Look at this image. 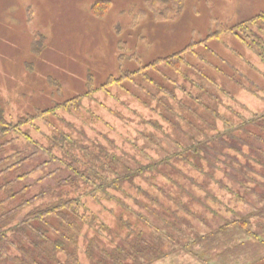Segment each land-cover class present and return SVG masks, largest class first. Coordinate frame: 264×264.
<instances>
[{
    "label": "rangeland",
    "instance_id": "374dc122",
    "mask_svg": "<svg viewBox=\"0 0 264 264\" xmlns=\"http://www.w3.org/2000/svg\"><path fill=\"white\" fill-rule=\"evenodd\" d=\"M262 11L264 0H0V101L12 112L37 104L51 109L24 125L21 134L6 135L10 143L2 155L12 156L9 163L28 156L8 175L28 174L12 189H28L11 201L0 191L6 201L0 212L40 191L19 217L60 197L82 195L106 230L118 235L81 224L79 264H176L182 256L190 264H264V190L253 181L251 191L226 190L220 181L234 169L223 172L220 158L211 165L187 153L191 143L224 131L227 119L237 123L239 116L264 114V61L233 28ZM250 29L256 31L257 24L250 22L245 31ZM178 51L181 60H161ZM134 54L155 65L143 67L135 82L88 90L89 74L99 84L117 75L121 62L135 65ZM76 94L82 95L77 107L65 103ZM61 133L68 137L62 149L58 141L52 145ZM71 138L94 153L92 163L111 161L102 172L106 178L169 159L164 173L140 171L134 180L180 220L164 221L114 188L107 196L87 194L91 184L73 175L62 153ZM181 152L184 160L177 157ZM195 161L209 173L198 175ZM69 175L76 180L67 182ZM123 201L135 211L124 216L143 233H131L129 243L124 242L129 229L118 220ZM242 217L247 226L239 222ZM95 236L98 242H92Z\"/></svg>",
    "mask_w": 264,
    "mask_h": 264
},
{
    "label": "trees",
    "instance_id": "16d2710c",
    "mask_svg": "<svg viewBox=\"0 0 264 264\" xmlns=\"http://www.w3.org/2000/svg\"><path fill=\"white\" fill-rule=\"evenodd\" d=\"M250 22L257 24V30L253 31V29H250L249 33V31L247 32L245 30L246 27L250 25ZM233 28H238L242 31V33L239 32L241 37L244 40L246 38V42L256 49L264 61V11L249 22L244 21L242 24H236ZM244 32H247L246 35ZM247 36H249L251 40H248L249 37ZM181 51L166 56L164 57L165 59L161 60L166 63H168L167 61L169 58L181 60ZM132 57L133 64L135 65H128L126 62H121L119 73L114 76L113 74H108V77L99 84H95L94 75L92 80V75L89 74V79L86 83L88 90L92 91V86L93 90L96 89V87L104 88L114 82L119 84L127 81L135 82L138 76H141L143 67L153 66L156 62L149 59L143 60L141 54H134ZM167 92L169 94V90H167ZM81 96V94H76L66 99L65 103H73L72 105L77 107L78 99ZM44 105L37 104L33 107V110L21 111L19 113L10 111L9 103L0 101V179H2L0 191H4L10 201L14 199L19 192L28 189L27 186L22 187L19 191H13L12 189L14 186L13 184H16L21 178L26 177L28 174H20L16 177H12V179H8L9 173L13 169L21 167L28 156L26 155L21 160L14 163H9V159H11L12 156L7 155L3 157L2 155L5 152L6 145L10 143L8 139H5L6 135L11 132L21 134V129L24 125H29L35 119L44 116L45 113L51 110L50 107H43ZM226 122L228 123V127L224 131L212 133L203 141H198L197 144L194 142L191 143V146L187 149V153H191L190 158L194 160L199 159V156H204L201 157V159L207 160L208 162L210 161L211 165L214 163L211 160L214 159L218 161V158H220V162L224 165L226 164V167L221 163L217 164V166H223V172L234 169V174L230 172L227 181L223 179L220 181L221 187L226 190L238 192L242 190L238 188H243L251 191L254 188L250 185L249 181H253L260 189L264 190V114L254 115L250 118L239 116V121L237 123L231 122L228 119ZM56 135L57 134H55V136ZM26 136L30 139L28 135ZM67 138L66 134L61 133L60 137L52 139V145H55L56 143L54 142L58 141L61 145L60 149H62V144ZM69 140L70 147L68 149L66 148V150L63 149L64 151H62V153L64 154L63 156L67 158L68 167L71 169L73 175L91 184V192L89 191L87 194L104 193L107 196L108 192L114 188L122 193H126L128 198L135 199L138 205L140 204L164 221H171V223H174L180 220V217L173 208L160 204L148 188L140 184L138 185L134 180L140 171L145 173L153 169L155 172L161 171L164 173L165 166L171 165L169 159H164L147 166H138L139 170L137 171L126 167V171L121 173V175H117L116 178H106L103 177L105 175H103L102 172L112 166L111 161L109 160L107 163L104 161H101V163H92V156L94 153L89 152V148L77 142L75 138ZM30 142H32V140ZM77 146H80V149H78V152H74L73 148ZM204 153L207 155H202ZM47 154H49L51 158H54V155H52V148L47 149ZM183 154L184 152H181L177 157L184 160ZM210 157L213 158L211 159ZM106 159H108V157ZM195 162L199 167L194 169L197 171L198 175L209 173L199 162ZM224 167L226 170H224ZM215 169H219V167ZM153 170L151 171L152 173ZM185 173L183 174L187 177L198 180V177H196L197 175L195 176L188 172ZM211 175L214 174L211 173ZM212 178H214V176H212ZM149 179H152V177ZM66 180L67 182H72V180H76V178L69 175ZM236 185L238 187H235ZM180 187L183 191L186 190V187ZM42 193L43 192L40 191L39 193H34L29 198H22L16 205L11 206V208L7 210L2 209V212H0V264H79L77 238L80 236L81 224L89 223V225L97 227L99 234L106 233L105 231L110 232L106 230V222L103 219H98L97 215L91 212L92 210H90L86 202L82 200V195L60 197L42 208H32L23 216L19 217L20 213L23 212L25 208L39 200ZM135 194L144 196V202L135 198ZM83 196L86 197V195ZM5 202L4 200H0V208L4 207ZM156 204L158 207H162V211H160ZM119 205L122 206V211L118 220L121 226L125 225L127 229H129V232L124 237V242L129 243L131 233L135 234V232H137L138 236H142L143 233L142 230H140L141 228L135 226L129 218L124 216L126 211L135 212L132 208L133 206L125 201L119 203ZM156 207L159 211H156ZM136 215L140 217L141 221L143 220L142 222L145 224L147 223L146 219H142L141 214L138 213ZM239 219V222L243 226H247L246 219L243 217ZM109 235L115 236L118 235V232L113 231L110 232ZM98 236L93 237L92 242H98ZM138 238L143 243H150L149 238L147 241H145L143 237ZM94 246H96L95 243ZM87 251H89V255L87 254L88 257H94L93 249ZM61 255H64V259L61 258ZM157 257L159 256H156V258ZM145 260L146 263L153 261V259L150 260L148 258ZM98 263L103 264V262Z\"/></svg>",
    "mask_w": 264,
    "mask_h": 264
},
{
    "label": "crops",
    "instance_id": "0c3cea01",
    "mask_svg": "<svg viewBox=\"0 0 264 264\" xmlns=\"http://www.w3.org/2000/svg\"><path fill=\"white\" fill-rule=\"evenodd\" d=\"M188 257H181L180 259H179V261H177L176 262V264H190V261L189 260H186ZM193 264H201V263H198V262H196V263H193Z\"/></svg>",
    "mask_w": 264,
    "mask_h": 264
}]
</instances>
